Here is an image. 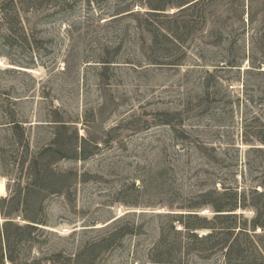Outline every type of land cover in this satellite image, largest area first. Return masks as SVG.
Returning <instances> with one entry per match:
<instances>
[{
	"label": "rangeland",
	"instance_id": "obj_1",
	"mask_svg": "<svg viewBox=\"0 0 264 264\" xmlns=\"http://www.w3.org/2000/svg\"><path fill=\"white\" fill-rule=\"evenodd\" d=\"M195 1L16 0L20 22L0 24V264H264L259 228L199 241L181 214L249 228L250 208L189 206L264 169V0L178 12Z\"/></svg>",
	"mask_w": 264,
	"mask_h": 264
},
{
	"label": "trees",
	"instance_id": "obj_2",
	"mask_svg": "<svg viewBox=\"0 0 264 264\" xmlns=\"http://www.w3.org/2000/svg\"><path fill=\"white\" fill-rule=\"evenodd\" d=\"M198 1L200 0H196L195 2L190 3L187 6L180 8L178 12L181 13L185 11L192 5H195ZM15 6H16V0H8L7 6L5 7L0 6V11L2 12L0 16V20H1L0 24L7 30L6 34H10V32L13 31L12 24L14 21L16 23V18L18 17V14H19L18 10L14 9ZM149 8L157 10L156 8H153L152 5H150ZM147 13L149 15H154V14H157L158 12L149 11ZM17 19H18L17 21L20 22V18H17ZM156 29L160 31L163 35L167 37H172V39L177 40V36L173 34V32H170L169 30H167V28L160 26L158 28L156 27ZM261 172H262L261 176L256 181V184L260 188L257 185H255L253 187L251 186V187L239 189V187L237 186H234V187L227 186L224 182H222L221 184L222 189L218 190L217 188H215L211 192H208L203 195L207 197L210 194H214L213 200L211 201L203 200L202 202H198L197 204H195V206H189L190 208H197L198 205L200 204L201 205L208 204L210 208L214 212H216L215 214L216 218H224V219L229 218L233 215H236L235 212L238 209L250 208L253 211L254 216L250 220L249 228L228 226L226 224H222L221 226L217 227L211 224L209 222L210 220H207L206 217L199 216V214L197 213H193V212H188L186 214L181 213L182 215H185L188 218H193L199 221L198 223L193 224V225L184 224L185 227L187 228L188 234L190 236L197 238V240L199 241H206L208 239L213 238L216 235L226 236L228 234H232V232H235V229L237 228H238L237 230L238 233H246V235H248L249 237H250L249 232H252V235H253L252 237L260 236L258 233H256L257 228H259L264 233V169ZM189 211H194V210L190 209ZM37 223H40V222H37ZM5 224H8V223H5ZM32 226L33 225H31V227ZM202 228L209 229L210 231H208L205 234L200 235L199 232L196 230L202 229ZM221 241H222V238H221ZM257 247L254 246V251L257 252V254L255 255L263 258L262 257V254L264 253L263 246L262 247L257 246ZM243 251H244L243 248L238 247L236 249V254L239 255L243 253ZM8 258L12 263H19L16 261L15 258L11 256H9Z\"/></svg>",
	"mask_w": 264,
	"mask_h": 264
},
{
	"label": "bare ground",
	"instance_id": "obj_3",
	"mask_svg": "<svg viewBox=\"0 0 264 264\" xmlns=\"http://www.w3.org/2000/svg\"><path fill=\"white\" fill-rule=\"evenodd\" d=\"M4 180L3 179H0V190H3L4 189Z\"/></svg>",
	"mask_w": 264,
	"mask_h": 264
}]
</instances>
